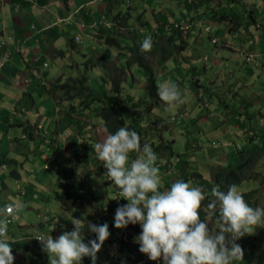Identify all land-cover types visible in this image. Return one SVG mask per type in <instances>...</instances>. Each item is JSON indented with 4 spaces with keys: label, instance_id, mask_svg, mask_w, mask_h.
Segmentation results:
<instances>
[{
    "label": "rangeland",
    "instance_id": "rangeland-1",
    "mask_svg": "<svg viewBox=\"0 0 264 264\" xmlns=\"http://www.w3.org/2000/svg\"><path fill=\"white\" fill-rule=\"evenodd\" d=\"M181 1L187 3L190 0ZM135 2L136 0H124L125 8L133 7ZM155 8L158 13L160 12L159 9L162 10L159 6ZM224 8H227L225 11L228 14H232L231 11L235 13L240 26L231 34L227 32L225 36H221L219 44L217 43L218 45L212 43V38L210 37H215L217 31H223L230 24H221L210 19L211 24L206 25V27H211V34H208L203 27L200 29L196 27L195 30L197 36L201 33L200 41L203 42V46L197 42L195 36H192L189 40L184 36V41L190 43V47L187 52H184V50L177 52L169 35L164 38L162 46H159V43L155 46L154 42L157 36L154 34L155 30H150L153 27L156 29V24L154 23L153 12L149 11L148 18L151 17L150 26H145L144 28L137 21L131 22V29L137 27V31L133 32L137 35V39L129 41L125 38H120L118 35L116 38L121 47L110 45L104 40L103 44H99L95 50L92 49L95 53L93 58V63L95 64L92 63L91 58L85 59L77 55L73 58L70 57L71 66H74V63L75 66L68 68V73H70L68 76L78 81L88 76L90 80L85 86L81 83L70 84L72 90L69 93L79 94V96L70 101L65 100L66 107L68 109L71 108L69 103L77 106L78 115L76 116H82L83 118H73L71 122L66 117L67 115L62 116L66 120L65 122H71L72 125L67 127L64 126L65 123L63 124V129L70 130L69 133L77 136L80 140L81 145L77 149V155L86 157L84 160L80 158L85 162L86 168L79 176L83 178L84 174L89 175V171H92L87 182L93 186L97 202H80L77 211L68 212L69 217H67V220L69 219V222L61 225L58 235H61L64 231L73 230L74 225L71 223L73 217L86 219V221L96 225L107 223L110 236L97 254L96 264H134V262L129 260V251H122L121 242L118 240V238L128 239L134 233L133 230L129 231L126 228L117 229L115 227L111 229V225H114L116 209L127 204L128 201L120 195V190L114 184L112 185V182H109L107 177H104L106 169L102 162L96 158V154L86 148L88 143H102L108 136L104 132L105 124L96 115L98 110H101L103 103L92 99L100 96L104 97V94H106L109 100L106 98L102 100L107 104L110 103V99L116 96L111 80L119 79V82H121V105L129 108V110L136 109V114L139 115V118L141 117L140 123L135 124L139 129L143 128L139 131L141 132V144L143 145L144 141L150 143L157 157L159 156L157 160L162 163V166L158 165L162 181L161 191L169 189L171 184L177 180L190 182L193 187L202 188L203 183L207 187L208 185L217 186L218 173H227L246 162L251 164L255 158L249 180L244 182L239 190L242 194L256 190L254 201L257 206L264 207V152H262L264 151V0H237V2H232L228 6L224 5ZM182 9L179 1L164 0L163 10L171 15L169 23L175 24L176 21L173 17L179 19L182 17L181 15L187 14L186 11L188 9ZM188 12L190 13L191 10ZM250 14H255V18L258 19V25L262 26V28H256V24ZM112 15L110 19L113 21L115 16L113 17ZM238 17L240 18L238 19ZM110 19L109 21H111ZM179 21L177 20V22ZM236 27L237 25L234 26V28ZM189 30L184 33L188 34ZM146 37H151L153 47L151 55L146 57V61L152 67L157 82L171 80L177 83L181 90L186 91L184 102L171 110L167 109V106L160 98L156 99L146 91L144 68L137 65L134 66L133 63L129 66V55L121 59L120 51L126 52V45L140 46ZM229 41L238 43L240 48V53L237 56L239 60L236 64L228 60L232 54L222 49V43L229 44ZM181 44L179 43V45ZM165 47L169 49L171 57L167 56V60L162 59ZM250 51H254L257 58L252 62H247L245 53ZM82 53L86 54L85 52ZM206 54H208L209 59H215V61L212 63L205 60ZM163 61H166L165 65L162 64ZM238 63L243 65L244 72L240 73L241 68L236 69ZM218 77L221 82L218 84L220 85L218 89H215V84L211 82H218ZM194 78L200 80L205 88V90H201L202 96L206 95V99L207 97H213L211 98V104L200 100L199 96H201V93L195 84ZM67 91L66 89L63 91V98ZM45 94L48 96L47 92ZM34 98L35 103L39 106L41 105V100L43 101L45 97L35 96ZM83 101V105L90 103L93 106L82 112L80 111V103ZM30 104L26 100L22 110L24 112L29 110L28 115L32 116L36 110L32 108V102ZM43 106L42 104L41 107ZM148 106L151 108L150 111H147ZM49 111L51 112L52 110ZM238 116L241 117L240 121ZM133 117L135 116L127 118L131 121ZM87 123L93 125L91 128L92 135H89V132L85 133ZM34 127H36L35 124ZM245 129L255 133L256 137L253 138L248 133H245ZM81 131H83L82 135L80 134ZM33 132H36L35 128H33ZM37 133L39 137L27 140L23 143V146L26 149L31 147V150L35 153L34 156L43 162V167L44 165L47 166L48 169L44 171L46 175H36L39 180L34 179L33 176L31 181L23 179L24 181L19 183L9 177L11 171L15 168L11 165L10 170L5 172L6 176L11 178L8 187L0 186V210L1 206L3 207L8 203L14 207L22 206L20 207L23 209L22 218L33 225L31 229L22 228V225L17 223V221L13 225H8L10 230L14 232L24 229V233L30 235L26 240L30 241V246H34L36 243L32 237L52 235L48 224H54L51 221V218L55 216L54 208L55 206H61L55 199V192L60 188L59 180L61 179L59 175L62 174L63 170L57 173L55 167L66 162V156L63 154L58 153V157H61L54 158L53 153H46V144H43L45 132ZM93 139H95V142ZM56 140L57 136H55L53 141ZM55 145L57 148V142ZM258 154L260 156L256 158ZM136 157V153H130L129 163ZM78 158L76 159L79 163ZM32 159L34 157L30 160ZM28 164L30 162L26 165ZM26 171H28V168H26ZM198 173L204 179H197L196 174ZM27 176L28 173L24 177ZM48 176H51V178L48 179ZM18 185H21L24 190H18ZM206 190L207 192L209 191L207 188ZM20 193H22V196ZM25 193L27 194L26 196ZM47 195L52 197L46 201ZM32 197L44 199L43 203L47 204L46 208L50 212L42 210V207L38 209L35 204L30 202ZM117 198H120L118 205L113 209H109V206ZM95 204L100 205L98 207L100 221L98 216H91V212H89L90 215H86L92 207H95ZM49 213L51 214L49 215ZM209 222L211 223V218H209ZM136 225L138 226L139 224ZM84 235L86 243L96 238L95 234L88 231L87 228H85ZM17 238L21 239L22 237L18 236ZM236 242L244 250L243 260L236 262V264H264V228H257L254 234L246 235V237ZM133 243L137 244L135 238ZM24 246L26 247L25 244H23ZM21 250L25 251L24 249ZM23 258L26 260L21 259L16 264H49L48 254L42 251L41 245L39 255L25 253ZM82 264H92L91 258L84 257ZM135 264H162V260L152 261L146 256L143 263Z\"/></svg>",
    "mask_w": 264,
    "mask_h": 264
},
{
    "label": "crops",
    "instance_id": "crops-1",
    "mask_svg": "<svg viewBox=\"0 0 264 264\" xmlns=\"http://www.w3.org/2000/svg\"><path fill=\"white\" fill-rule=\"evenodd\" d=\"M177 1H179L181 8H183L182 10H191L190 13L186 11L187 14L181 15L182 17L179 19L173 17L176 22L177 20L182 21L186 18L193 20V27L189 30L188 34L180 31L165 30L167 26L171 25L168 22L171 19V15L163 10L164 0H136L134 6L128 8H125L124 0H0V186L8 187L11 178L22 183L24 180L31 181L33 176L34 179L39 180V177L36 175H46L44 171L48 169L47 166L44 165L43 167V162L34 156L35 153H33L31 147L26 149L23 146V143L28 140V137L26 138L27 131H25L28 128V132L33 131V128H35L36 132L32 134L35 138L39 137L37 132H45L43 144H46V153H53L54 158L58 157V153L66 156V162L55 167L57 173H60L63 169L62 174H58L61 179L59 180L60 188L64 187L65 170L68 171L74 167L80 172L84 168L85 162L78 163L76 159L77 149L81 145L79 138L70 134V130L63 129V124L66 123L64 126L69 127L73 118L83 117L76 116L78 115L77 109H74L72 103H69L71 108L68 109L66 107L65 94L63 98L64 89L61 86L69 84L74 79L68 76L70 74L68 73V68L75 66V63L73 64L74 66H71L72 64L69 62L70 57L73 58L77 55L85 59L91 58L93 63L95 53L92 49L95 50L104 41L97 37L102 27L113 24L114 30L110 31V33L115 34V37L119 35L120 38H125L129 41L135 40L137 39V35L133 32L137 31V27L131 29V22L137 21L144 28L145 26H150L151 17L148 18V12L152 11L156 29L153 27V29L150 28L152 29L150 31L160 30L159 35L155 38L154 45L156 46L159 43V46H162L164 38H167L169 35L173 40V47L177 49V52L181 50L187 52L190 43L184 41V36L187 40L195 36L197 42L203 46V42L200 41L202 35L200 33L197 36L195 30L196 27L200 29L202 25L211 24L210 19L215 20V22L218 21L221 24H230L223 31L216 32L215 38L219 40L221 36H225L227 32L231 34L240 26L235 13L231 11L232 14H228L225 11L227 8H224V5L228 6L232 2H237V0H190L187 3L181 0ZM158 6L162 9H159V13L155 8ZM123 8L127 10L124 11ZM111 15L113 17L121 15L122 19L119 22L112 21L110 19ZM124 16H127L126 21L123 20ZM250 17L254 20L257 29L262 28V26L258 25V19L255 18V14H250ZM235 25H237L236 28H234ZM179 43L183 44V48H178ZM132 47L133 45H126L125 50L127 51H120L122 55L121 59L126 55H129V58L131 57L129 48ZM222 49L232 54L228 60L236 64L239 60L237 57L238 53H240L238 43L233 41H229V44L223 42ZM165 50L170 53L168 48L165 47ZM245 55L247 56V62H252L257 58L254 51L245 53ZM169 58H171L170 54ZM162 59L165 60L164 58ZM205 60L212 63L215 61V59H209L208 54H206ZM165 62L163 61L162 64L165 65ZM242 66L240 63L236 66V69L241 68L240 73L244 72V67ZM217 79L218 82H211L215 84V89H218L220 86L218 84L221 82L219 81V77ZM194 80L200 93L201 90H205L200 80L196 78ZM46 92L48 96H46ZM35 96L45 97L43 101L41 100V105L38 106L35 103ZM26 100H28L29 105L32 102V108L36 110L32 116L28 115L29 110H26V112L22 110ZM67 100L70 101L72 99L68 98ZM44 103L51 104L46 105ZM42 104L45 107H41ZM20 105L22 106L19 107ZM46 108L52 111L50 112ZM62 116H66L71 122H65L66 120ZM34 124L36 127H34ZM92 126L90 123H87L85 133L89 132V135H92ZM82 133L83 131L80 134L82 135ZM55 136H57V140L53 141ZM93 140L95 142V139ZM32 157L34 159L30 160ZM28 162L30 164L26 165ZM11 165L15 168L11 171L9 176L11 178H9L5 172L10 170ZM26 168H28V171H26ZM15 171L18 172V175L12 174ZM25 172L28 173L27 177H24ZM49 178L51 176H48ZM17 188L21 191L24 190L21 185H18ZM20 195L22 196V193ZM46 197L47 201L52 196L47 195ZM30 202L35 204L38 209L42 207V210L50 212L46 208L47 204L43 203L44 199L32 197ZM8 205L11 204L8 203L3 207L1 206L0 220L5 219L4 208ZM113 207L115 208V205ZM14 208V215H11L13 221L10 225H13L17 221V223L22 225V228L31 229L33 225L22 218L23 209L19 208L17 211L16 207ZM78 208L79 204L73 209H67L62 205L55 206L54 215L56 217L53 216L51 218L54 224H48L50 233H52L54 239L59 236L58 231L61 224L69 222V219L67 220V217H69L68 212H75ZM92 208L88 212L86 211V215H90L89 212H91V216L96 217V207ZM82 211L84 210L82 209ZM24 229L14 232L8 227V242L12 246V254L15 257L14 264L21 261V259L26 260L23 258L25 253L39 255L41 244L36 242L34 246H30V241H26L30 235L24 233ZM18 236L22 238L19 239L17 238ZM36 237H32V239L36 240ZM23 244L26 247H23ZM21 249L25 251L23 252Z\"/></svg>",
    "mask_w": 264,
    "mask_h": 264
},
{
    "label": "clouds",
    "instance_id": "clouds-1",
    "mask_svg": "<svg viewBox=\"0 0 264 264\" xmlns=\"http://www.w3.org/2000/svg\"><path fill=\"white\" fill-rule=\"evenodd\" d=\"M186 19L190 20L192 28L193 20ZM175 24L165 30L187 31H177L173 28ZM202 27L211 34L210 26ZM113 28V24L107 26L110 31ZM159 31L155 30L154 34L158 36ZM212 42L216 45L219 39L212 37ZM152 48L151 37H146L140 45V52L151 53ZM157 95L171 110L184 102L186 91L181 90L177 83L164 80L157 82ZM204 101L206 103L207 99ZM247 133L253 132L247 129ZM250 136L255 137L256 134ZM89 145L106 169L104 177L128 201L116 209L115 228L139 224L142 231L135 237V242L140 245L139 251L152 261L162 260V264H236L244 258V250L236 241L254 234L257 228H264V207L249 206L235 184L230 185L226 192L212 188V198L207 204L204 203L206 195L203 189L183 180H177L169 189L161 191L158 165L162 166V163L156 164L158 157L152 146L148 143L142 145L137 131L126 124L108 135L102 143ZM130 153H136L137 157L129 163ZM80 158L86 157L80 155ZM74 169L78 175L84 170L78 172ZM87 179L85 177L86 182ZM65 182L64 179V185ZM119 201L117 198L115 207ZM20 207L16 206V210ZM202 210L205 214L203 220ZM14 212L13 206H6L5 219L0 220V264H14L12 246L8 242V225L13 221L11 215ZM97 216L99 220L100 215ZM71 223L74 225L72 231H64L55 239L52 235H40L35 241L41 243L42 251L48 254L49 264H82L84 257H90L92 264H96L97 254L110 236L109 225H96L74 217ZM85 228L96 237L87 243Z\"/></svg>",
    "mask_w": 264,
    "mask_h": 264
},
{
    "label": "trees",
    "instance_id": "trees-1",
    "mask_svg": "<svg viewBox=\"0 0 264 264\" xmlns=\"http://www.w3.org/2000/svg\"><path fill=\"white\" fill-rule=\"evenodd\" d=\"M121 17H122L121 15H118V16L114 17L113 21L115 20V21L119 22L122 19ZM123 20L126 21L127 16H124ZM177 31H178V29H177ZM107 35H109V37H107ZM97 37H99L100 40L101 39L106 40V42L110 45H118V47H121V45L117 41V38L115 37V34H111L110 30L107 29V27H102L99 34H97ZM178 48H183V44L178 45ZM129 49H130V55H131L130 61L128 62L129 66L131 65V63H133V65L136 64L139 67L144 68L145 79H146V91L150 95H152L154 98L159 99V97L157 95V80H156L155 74H154L153 69L150 66V64L146 61L147 60L146 57L148 55H151V53L150 52L141 53L140 52V46L132 47ZM167 56H169V53L166 50L163 51V58L166 59ZM89 80H90V78L88 76H85L83 79H81L79 81L73 79V80H71V83L72 84L81 83L82 85L85 86V84L89 83ZM111 81H112V84L114 87V92H115L116 96L114 98L110 99L111 100L110 103L107 104L104 102V100H102L105 98L109 100V98H107L106 94H104V97L100 96L99 98H93L92 99L93 101L99 100L100 103H103L101 110H98L96 115H97V117H99V119L101 118L103 123L105 124L104 125V127H105L104 132L107 135L114 134L120 127H123L126 124L130 129L137 131V133L139 135H141V132H139V131H141V129H143V128L139 129L138 126L135 125V124L140 123L141 117L139 118L138 117L139 115L136 114V112H135L136 109L135 110H129V108L121 105V100H120V97L122 96V94H121L122 92L120 90L121 82H119V79H115V80H111ZM71 85H70V83L69 84L67 83V84H64L61 86L62 89L68 90L67 94H65V98H64L65 100H67L68 98L74 99V98H76V96H79V94L69 93V91L72 90ZM85 89H86V87H85ZM124 95H126V94H124ZM211 98H213V97H207V102H208L207 104H211V102H212ZM114 99H116L115 102H114ZM205 99H206V95L200 96L201 101H204ZM83 103H84V101L82 103H80V108H81L80 111H82V112L85 111L86 109H90L93 106L90 103H86V105H83ZM73 107H74V109H77V106H73ZM150 110H151V108H150V106H148L147 111H150ZM69 114H71V113L69 112ZM130 116H135L136 118L137 117L138 118L136 119L135 117H133L131 119V121H129L127 117H130ZM240 120H241V117H239V121ZM156 123L158 124L157 121H156ZM25 131H27L26 138L28 137V140L34 139V136H32V134H33L32 131L28 132L29 128L25 129ZM255 137H253V138H255ZM144 143H148V142L144 141ZM148 144H150V143H148ZM161 147H163V146L161 145ZM86 148L90 149L93 153H95L93 148L91 147V145L88 144V146ZM262 152H264V151H262ZM260 154H258L256 156V158H258L260 156ZM83 160L80 159L79 161L84 162ZM254 161H255V158L252 160L251 164H248L246 162V163L239 165L236 169H231L227 173H221V172L218 173L217 182H216L217 186L208 185V187H207L203 183L202 189L206 195V200L204 203L207 204L209 202V200L212 198L211 197V190L214 187L220 191H225V192L228 190L229 186L233 185V184L237 185L238 188H240L244 182L249 180V176L251 174L250 171L252 170V166L254 165ZM159 163H161V162L157 160L156 164H159ZM84 168H86L85 165H84ZM91 173H92V171H89V175L84 174V177L81 178V176H79L76 173V170L74 168H72L68 171L65 170L64 179L66 182H65L64 187L60 191L56 192V194H55L56 201L60 205L66 207L67 209H73L80 202H85V201L97 202L96 201L97 196H96V192H95L93 186L91 184H89L88 182H86V180H85V177H86V179L89 178L91 176ZM12 174L18 175V172L15 171ZM196 177H197V179H199V178L204 179L203 176L199 173L196 174ZM203 181H205V180H203ZM206 188L209 190L208 192H207ZM255 193H256V190H253V191L247 192V193H243L245 201L249 204V206L254 207V208L257 206L256 202L254 201V194ZM116 203H117L116 201L112 202V205L109 206V209H113L114 208L113 205H116ZM99 206L100 205L95 204V207H96L95 213L97 215H100V212L98 211ZM200 215H201V219L203 220L204 215H205L203 210L201 211ZM114 227H115L114 225H111V229H114ZM126 229L129 231L133 230L134 233L131 234L128 239L118 238V240L121 242V249H122V251H125V250L129 251V253H130L129 254L130 255L129 260L131 262H134V264L135 263H143L144 259L146 258L147 255H145L139 251V247H140L139 244L133 243V239L135 237H137L142 231L141 226L129 224L126 227Z\"/></svg>",
    "mask_w": 264,
    "mask_h": 264
},
{
    "label": "built area",
    "instance_id": "built-area-1",
    "mask_svg": "<svg viewBox=\"0 0 264 264\" xmlns=\"http://www.w3.org/2000/svg\"><path fill=\"white\" fill-rule=\"evenodd\" d=\"M189 21H190L189 19H186L181 23H176L175 25H173V28L180 30H188L191 25L189 24ZM207 30H209V28H207ZM245 132H247V129H245ZM250 135H253V133H250Z\"/></svg>",
    "mask_w": 264,
    "mask_h": 264
}]
</instances>
